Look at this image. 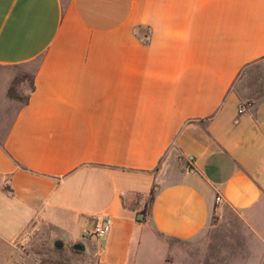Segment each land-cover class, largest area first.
<instances>
[{"label":"crops","instance_id":"obj_1","mask_svg":"<svg viewBox=\"0 0 264 264\" xmlns=\"http://www.w3.org/2000/svg\"><path fill=\"white\" fill-rule=\"evenodd\" d=\"M31 64L0 86L2 264H142L148 232L180 255L150 263L264 264V0H0V67Z\"/></svg>","mask_w":264,"mask_h":264},{"label":"rangeland","instance_id":"obj_2","mask_svg":"<svg viewBox=\"0 0 264 264\" xmlns=\"http://www.w3.org/2000/svg\"><path fill=\"white\" fill-rule=\"evenodd\" d=\"M34 64L20 67V68H4L0 67V86L4 81H7L6 78H14V79H8L7 82L10 83V90H9V95L11 97H17L19 99H25L27 98V93L30 89L31 82H32V73L35 69ZM11 80V81H9ZM9 84H6L5 87H8ZM0 107H1V102H0ZM90 231H93V226L90 228ZM79 237L81 238L84 236L81 231L78 233ZM249 234H247V231L241 230L240 231V236L241 237H246L245 239L247 240ZM251 241L255 243L258 247H262L260 242L255 238L250 236ZM261 249V248H260ZM139 253L138 257L142 259V264H154L150 263L152 259H155L156 262L158 258L160 259L164 255H166V249L162 247L161 243H157L154 241L153 236H151V233H146L145 235V240L143 241L142 246L139 248ZM169 250L168 252L169 255L173 256H180L179 253L175 252L174 248L167 249ZM29 253H34L36 254V258L40 259L41 262L43 263H48V262H61V263H70V260L66 257L64 253L60 251L57 247L50 246V245H44L41 247V249L36 248V249H30L28 250ZM167 252V253H168ZM72 260L76 261L77 258V252L72 253ZM260 254V251H259ZM15 259L16 256H13ZM67 258V259H66ZM254 261H257V258L255 257ZM244 262L243 264H254V262ZM1 263V260H0ZM2 264V263H1ZM5 264V262H4ZM74 264V263H73ZM139 264V263H137ZM158 264V263H155ZM176 264H183L182 262H177Z\"/></svg>","mask_w":264,"mask_h":264},{"label":"built area","instance_id":"obj_3","mask_svg":"<svg viewBox=\"0 0 264 264\" xmlns=\"http://www.w3.org/2000/svg\"><path fill=\"white\" fill-rule=\"evenodd\" d=\"M242 112V110H240ZM221 198H217V202H220ZM112 227V219L109 217L98 216L94 225L92 234L97 236H104L108 234ZM91 232L86 231L85 235H89Z\"/></svg>","mask_w":264,"mask_h":264},{"label":"water","instance_id":"obj_4","mask_svg":"<svg viewBox=\"0 0 264 264\" xmlns=\"http://www.w3.org/2000/svg\"><path fill=\"white\" fill-rule=\"evenodd\" d=\"M142 214H139V218H142ZM63 241L62 240H56L55 241V246L56 247H60V246H62L63 245ZM74 248L77 250V251H82L83 250V248H84V245L82 244V243H78V244H76L75 246H74Z\"/></svg>","mask_w":264,"mask_h":264},{"label":"trees","instance_id":"obj_5","mask_svg":"<svg viewBox=\"0 0 264 264\" xmlns=\"http://www.w3.org/2000/svg\"><path fill=\"white\" fill-rule=\"evenodd\" d=\"M152 194H154V190L152 191ZM145 212V211H144Z\"/></svg>","mask_w":264,"mask_h":264}]
</instances>
